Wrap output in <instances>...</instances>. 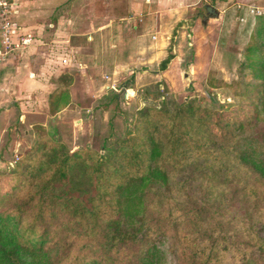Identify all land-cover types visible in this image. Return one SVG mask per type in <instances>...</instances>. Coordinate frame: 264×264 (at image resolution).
<instances>
[{
  "label": "trees",
  "instance_id": "1",
  "mask_svg": "<svg viewBox=\"0 0 264 264\" xmlns=\"http://www.w3.org/2000/svg\"><path fill=\"white\" fill-rule=\"evenodd\" d=\"M258 20L245 53L251 82L236 106L210 110L192 100L144 108L136 133L105 143L104 153H71L37 130L15 173L0 176V264H264L256 223L264 219V17ZM56 93L66 104V91ZM182 172L192 173L197 195L186 193ZM235 201L251 203L248 227L231 219Z\"/></svg>",
  "mask_w": 264,
  "mask_h": 264
},
{
  "label": "rangeland",
  "instance_id": "2",
  "mask_svg": "<svg viewBox=\"0 0 264 264\" xmlns=\"http://www.w3.org/2000/svg\"><path fill=\"white\" fill-rule=\"evenodd\" d=\"M4 1L12 11L1 24L10 21L17 28L12 49L4 47L3 53L21 54L15 61L20 71L16 84L8 93L0 91V176L15 173L39 135L64 144L71 153L87 147L104 153L105 143L136 133L137 115L144 108L161 110L192 100L210 110L236 106L243 83L251 82L246 49L258 18L264 17V0H174L171 8L166 0ZM209 7L216 12L208 14ZM157 17L171 36L157 50H168L174 58L165 70L161 63L167 57L157 59L152 66L160 76L153 84H138L135 71L121 65L149 68V52L162 40L159 34L153 39ZM178 17L190 19L191 28L177 30ZM108 76L112 78L104 86ZM28 78L34 85L20 81ZM135 87L136 94L129 91ZM59 90L66 91V104L58 103ZM191 174H177L188 179L189 196L198 191ZM232 204L231 219L247 226L243 220L249 222L245 214L250 216L251 203ZM256 223L264 237V219ZM249 230L251 234V224Z\"/></svg>",
  "mask_w": 264,
  "mask_h": 264
},
{
  "label": "crops",
  "instance_id": "3",
  "mask_svg": "<svg viewBox=\"0 0 264 264\" xmlns=\"http://www.w3.org/2000/svg\"><path fill=\"white\" fill-rule=\"evenodd\" d=\"M14 1H16V0H14ZM150 1V3L152 2V0H149ZM167 1V4H165V5H167V7L168 8H171L170 6H169V3L170 4H172L173 2H174V0H166ZM12 2V0L10 1V2H8V3H11ZM191 5H192V3H191ZM196 7H197V4L195 3V6H194V8L193 7H191V9H193V10H195L196 9ZM214 10H215V12H216V9L215 8H213ZM170 10V9H169ZM173 11V10H172ZM172 11H169V12H172ZM177 12H179V9H177L176 10ZM217 13H215V15H216ZM214 15V16H215ZM218 15V14H217ZM216 17H218V16H216ZM181 18H179L178 17V19H177V21H176V29L178 30V29H187V28H191V25H192V23H191V20L190 19H185V20H180ZM4 21V18L0 15V91H4L5 93H8L9 92V89L8 88H10V86H14L15 84H16V79H17V77H16V75H17V72H20V71H18L17 70V66L15 65V61H16V59H17V57L16 56H20L19 54H21V52H19V51H17V50H13V51H11V52H8L7 53V56L5 57L4 56V53H3V50H4V46H3V44H2V33H1V27H2V24H1V21ZM161 21V19L159 18V17H157V20H156V23H157V25H156V28H155V31L152 33L153 34V39H154V41H156L157 40V35L159 34V36H160V38H162V40H157V42H158V44L155 46L156 48L154 49L153 48V50L151 51V52H149V54H150V57H149V59H150V62H149V64H148V67L149 68H147V69H143L142 70V68H139V66H137L135 69H133V68H130L131 67V65L133 64H131V65H126L125 66V64H122L121 65V67L122 68H124L125 67V69H127V72H129V71H135V78H136V82L138 83V84H153L154 83V81L152 80L155 76H160V74H159V71L158 70H155L154 69V65L152 66V64L157 60V59H159V58H161V59H165L166 57H168V50L167 51H164L165 49H162V50H157V49H159V46L161 45V44H163V43H166V40L164 39V38H170L171 36L169 35V30H167V29H165L164 27H163V25H161L159 22ZM195 28L197 27V21L195 20ZM159 25V26H158ZM161 26V27H160ZM178 27V28H177ZM174 28V27H173ZM174 30V29H173ZM185 32V31H184ZM184 32L182 33V34H184ZM14 33H16V32H14ZM166 34V36H168V37H165L164 35ZM15 36V35H14ZM170 36V37H169ZM162 41V42H161ZM159 43H161L160 45H159ZM155 44V43H154ZM16 49V48H15ZM25 51H27V50H25ZM13 52V53H12ZM143 53V52H142ZM148 58V57H147ZM158 65V64H157ZM117 67H115V70H116V72H117V69H116ZM116 72H114V74H115V77H114V79L116 78ZM151 73H153V74H156V75H153V74H151ZM168 72H166V73H163V75H165V74H167ZM21 75H23V74H21ZM112 77H107V79H105V81H106V84L104 85V86H107V83H109V81H110V79H111ZM21 82H23L24 84H29V83H32V85H34L33 83L35 82H31V79L30 78H28V79H24V80H20ZM137 85V84H136ZM104 89H105V87H104ZM130 90H132L133 91V93H135L136 94V92H135V90L136 91H138V87H135L134 89H129V91ZM68 111V110H67Z\"/></svg>",
  "mask_w": 264,
  "mask_h": 264
},
{
  "label": "built area",
  "instance_id": "4",
  "mask_svg": "<svg viewBox=\"0 0 264 264\" xmlns=\"http://www.w3.org/2000/svg\"><path fill=\"white\" fill-rule=\"evenodd\" d=\"M0 5H1V16L4 18V20H6V17L9 13H11L12 7H10V9L8 10V4L6 1L4 0H0ZM17 28V24L16 23H12L10 21H5L4 24L1 27V33H2V44L4 47L6 48H11L13 47V45H11L10 39H11V35H14L15 33V29ZM23 44H28L26 43V39H24L22 41ZM11 45V46H10Z\"/></svg>",
  "mask_w": 264,
  "mask_h": 264
},
{
  "label": "water",
  "instance_id": "5",
  "mask_svg": "<svg viewBox=\"0 0 264 264\" xmlns=\"http://www.w3.org/2000/svg\"><path fill=\"white\" fill-rule=\"evenodd\" d=\"M208 12H209V14H213L214 9H213L212 7H209V8H208Z\"/></svg>",
  "mask_w": 264,
  "mask_h": 264
}]
</instances>
